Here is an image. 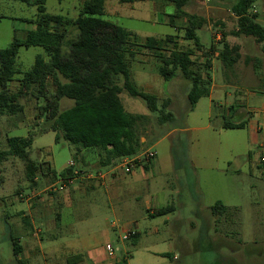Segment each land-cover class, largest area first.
Here are the masks:
<instances>
[{
  "label": "rangeland",
  "instance_id": "1",
  "mask_svg": "<svg viewBox=\"0 0 264 264\" xmlns=\"http://www.w3.org/2000/svg\"><path fill=\"white\" fill-rule=\"evenodd\" d=\"M84 1L45 0V11L76 19ZM154 1L131 6L122 5L118 0H104V19L139 34V45L146 36L175 34L167 25L169 18L165 16L173 14V5L168 8L167 0ZM236 2L212 0L186 8L188 14L203 16L211 23L208 36L202 31L197 32L204 47L213 46L212 53L208 50V59L213 58L211 101L207 97L202 98L192 111H188L190 84L179 73L175 78L164 81L156 70L157 61L148 50L137 49L138 55L130 63L138 89L156 96L158 106L170 99L166 112L173 116L171 121L159 125L158 114L149 113L144 102L125 92L119 95L128 113L148 116V121L139 127L142 145L138 154L149 149L153 151L155 158L152 162L156 167L150 166L145 172L148 180L142 185L144 196L140 199L123 194L115 201L105 199L91 206L87 205V196L77 190L85 181H80L82 184L75 182L61 193L50 194L53 183L39 177L36 188L29 186L24 176V165L18 159L9 158L0 165V264H15L9 235L25 240L28 254H21L22 259L28 257L25 264H66L67 258L74 255L80 257L78 264H92L91 260L95 264L98 259L102 263L103 259H115L116 264H264V165H257L260 153L264 156V121L258 141H252L245 129H220L227 120L256 119V111L264 105L260 98L248 103L241 100L250 91L256 92V96L264 95V53L253 38L229 35L237 28L236 17L231 12ZM212 4L224 8V32L229 44L233 46L240 42L241 59L235 66L238 73L231 81L247 90H237L224 84L223 65L213 56L221 50L223 31L217 25L218 15L207 8ZM251 10L256 14H249L256 15V22L264 28V0H255ZM35 16L36 8L33 6L0 0V50L7 48L14 39L23 40L33 29ZM175 23L179 27L186 25L183 19ZM76 33L72 29L67 40H74ZM177 37L181 49L194 50L192 42L183 39V32ZM167 49H171L170 44ZM62 51L66 53L65 46ZM38 55H44L40 47L20 48L16 55V68L22 72L29 71ZM246 57L254 59L245 63ZM254 60H261V68H254ZM9 89L17 91L18 83H10ZM47 89L49 93L53 92L50 83ZM19 102L23 106L22 113L0 118V151L6 149V138L29 135L33 138L30 157L38 160L39 153L44 152L47 155L45 160L51 162L56 172H61L70 161L73 162L76 148L63 139L55 144V134L48 130L51 121L39 115L42 98L37 100L36 94L27 92L22 94ZM209 102L212 108L211 117L207 120ZM72 105L73 101L68 99L59 102L60 110ZM206 123L210 124L209 130H188ZM223 162L224 175L219 172ZM74 164L83 172L98 168L94 158L85 152L82 160L77 159ZM75 185L78 187L73 190ZM152 195L155 199L158 195L162 207L174 206L175 211L167 215L168 222L165 221L166 216L148 217L145 198L150 199ZM64 197L75 199L74 212L82 216L80 220L74 221L69 217L64 220V208L59 203ZM218 198L222 199L226 211L215 215L211 208ZM31 203L36 205L28 210L26 206ZM20 213L29 218L31 229L24 227L18 216ZM121 230L135 231L139 236L123 241ZM54 239L59 245L48 247ZM107 244L114 249L112 257L105 252ZM65 247L68 250H63Z\"/></svg>",
  "mask_w": 264,
  "mask_h": 264
},
{
  "label": "trees",
  "instance_id": "2",
  "mask_svg": "<svg viewBox=\"0 0 264 264\" xmlns=\"http://www.w3.org/2000/svg\"><path fill=\"white\" fill-rule=\"evenodd\" d=\"M36 8V16L32 21L33 29L26 33L23 40L14 39L5 49L0 50V118L13 117L23 111L19 99L23 93L32 92L36 99H43L39 107V115L49 119V131L55 134V144L63 139L76 148L72 158L76 163L77 154L84 151L97 162L98 169L114 166L121 158L137 155L141 148L139 127L148 121L147 115L128 113L119 98L125 92L132 98L144 102L151 114H158V124L171 121L173 116L166 112L169 100L158 106V98L138 89L132 78L130 63L139 48L150 51L159 64L158 73L164 81L175 78L178 73L190 84L187 93L188 111H192L196 103L210 94L211 77L203 76L195 62L191 60L194 50L202 51L196 32L204 24L202 18L183 12L190 0H170L176 14L169 16V25L173 27L175 17H184L188 26L183 29V39L192 42L194 50H183L175 43L174 35L163 38L146 37L139 45L140 38L136 34L104 19V0H86L76 19L61 15L48 14L45 11V0H14ZM60 1V0H58ZM121 4L144 2L147 0H118ZM255 0H237L231 7L236 17L237 28L229 35L233 37H251L261 46L264 53V28L256 22V15H250ZM74 29L77 33L74 40L67 38ZM227 34L221 33V50L218 59L225 68H232L240 58L238 47H229L224 41ZM171 49L168 51V45ZM66 47V53L62 48ZM40 47L44 55H38L29 71L22 72L15 66L16 55L20 48ZM212 53L213 46L203 52L205 57ZM168 53L166 54L165 52ZM210 60L205 62L206 71ZM250 60H247L248 63ZM260 61L254 60V68L259 69ZM197 67V68H196ZM18 83L15 92L10 91L9 84ZM48 83L53 88L49 93ZM62 99L73 101L69 108L60 110ZM246 122L238 120L224 121V130L246 128ZM46 130V131H48ZM33 138L11 137L5 139L6 149L0 151V165L9 158H15L24 165V176L31 188H36L37 177L49 184L59 180L73 178L72 168L66 167L56 172L40 152V159L30 157ZM152 162L138 164L148 170ZM77 168V166H76ZM135 168V169H136ZM78 169V168H77ZM1 182V178H0ZM18 194V192L16 193ZM53 194V193H50ZM175 210L169 205L153 212L151 217H162ZM213 214L225 212L221 202L211 208ZM25 228L30 229L28 217H22ZM135 239V234L129 239ZM12 253L16 257L22 249L17 239L11 237ZM124 260V258H123ZM78 255L67 258L66 264H78ZM17 264H25L18 260Z\"/></svg>",
  "mask_w": 264,
  "mask_h": 264
},
{
  "label": "crops",
  "instance_id": "3",
  "mask_svg": "<svg viewBox=\"0 0 264 264\" xmlns=\"http://www.w3.org/2000/svg\"><path fill=\"white\" fill-rule=\"evenodd\" d=\"M150 1H153V0H147V1H144V2H149L150 3ZM157 1H160V0H156V1H154V3H157ZM144 2H135V3H130V4H122V5H131L132 6V5L136 4V3H144ZM210 2H212V0H190L189 3L187 4V6L183 9V12H185L186 14H188L187 11H186V8L189 5H193V6L196 5L197 6V5H200L202 3L207 4V3H210ZM166 5L168 6V8H170L171 5H173V3L170 0H167V4ZM173 7H174V5H173ZM207 8L210 9V12H213L216 15H218L217 25H219L222 28V31L224 32V8H222L220 5H217V4L216 5H213L212 4L211 6H209ZM105 14H106V10H105ZM175 14H176V11H175V8H174V12L171 15H175ZM171 15H165V16H167L169 18V16H171ZM189 15H194V14H189ZM197 17L199 19L202 18L204 20L203 21L204 24L202 25V27L198 31H200V32L202 31L205 36L206 35L208 36V33L212 29L211 28L210 21L208 19L204 18L203 16L202 17L201 16L200 17L197 16ZM182 19L185 20L186 25L183 26V27L177 26V24L175 23L176 20H182ZM167 25H169V21H168V24ZM187 26H188V22H187V20L184 17H175L173 19V27H171V28H173V30L175 32V34H172V35H174L176 37L174 39L175 43H177V44L179 43V39L177 37V34H179L180 32H183V29L186 28ZM197 32H196V34H197ZM134 34H136L137 36H140L137 33H134ZM146 37H151V36H146ZM163 37H155V38H163ZM224 41L228 44L229 47H232L229 44V42L227 40V37H225ZM239 43L240 42H236V45H233V46H237L238 49H239L238 50L239 55H240L239 60L237 61V63L232 68H225V67H223L221 73H222V78L224 80V84H226V86H228V87L232 86V87H234L237 90H247L244 87H239V85H237V84L236 85H233L234 83H232V81H231V78H234V77L237 76V73L238 72H237L235 66L239 63V61L241 59L240 50L242 49V47L240 46ZM254 43L258 44L255 40H254ZM202 46H203V44H202ZM204 49H207V48L204 47ZM259 49L261 50L260 44H259ZM218 54L219 53H214V55H213L214 58L217 57L216 59H218V57H219ZM199 55H201V56H199ZM152 58L155 59L153 57V55H152ZM208 58H209V56L208 57H205V55L203 53V50L202 51L194 50L193 55L191 56V60L195 62L196 66L200 69L201 74L203 76L205 75V73L206 74H209V76H210V73L212 72V68H213L212 67L213 66L212 65V60H213L212 57L210 58L211 63H210V61H208L210 67L206 71L203 70V67L205 65V62L207 60H209ZM253 59H251L249 57H246L245 60H244V62L246 63L247 60L253 61ZM259 61H260L259 68H261L262 62H261V60H259ZM157 64H158V62H157ZM131 67L132 66H130V70H131ZM158 69H159V64H158L156 70L158 71ZM142 71H144V68L142 69ZM258 72H259V70L258 71H255L254 72L255 75H257ZM145 76H146V74L144 72V78H145ZM211 79H212V77H211ZM213 89H214V86L211 85L210 86V94L207 97V99H209V101H211L210 98L212 96V90ZM255 98H260V99H262L264 101V95H262L261 97L260 96H256V92H254V91L253 92L250 91L241 100L244 103H248V101H250L252 99H255ZM168 100H169V104H170V99H168ZM197 103H196V105H197ZM210 103L211 102H209V104H208V110L206 112V118H207V120H209L210 117H211V114L210 113H211L212 106H211ZM262 108H263V110H262ZM256 112H257L256 113V119H254L253 117L248 118L249 120L248 119H243V118L242 119H239L241 121H245L246 122L247 125H246L245 130L247 131V133L249 135V138L252 141H258V139H259V135H260L261 130H262V124H263V121H264V105L262 104L261 105V109H259ZM239 117L240 116L238 115V118ZM209 129H210V124L209 123H206V125H204L202 127L189 128L188 130H191L193 132H199V131H205V130H209ZM220 129L221 130H224V129L221 128V126H220ZM170 133H166V134L168 135ZM83 157H84V151H81L80 153L77 154V159L82 160ZM50 164H51V162H50ZM155 165L156 164H153V162H152V165L151 166H153V167H151V168H155L156 167ZM51 167L53 168L52 164H51ZM107 170L108 169H98V170H96L94 172H97V171L105 172ZM140 171L142 172V175L139 174ZM145 172H147V170L146 171L143 170L142 167H139V168L134 169L128 175L127 174H123L122 172H120L118 170H115L113 173L106 174L105 177H104V179L102 180V182H100V181H90V182L85 183L86 182L85 181V182H83V185H82L83 187L81 189H77L78 186L75 185L76 187H74L73 190H76L77 189V190H79L80 194H82L83 196H87V205H91V206L94 205V204H97V203H99V201H102V200H105V199L109 200L110 202L111 201H115L117 199H120V197L123 194H125L127 196H130V197L134 198L135 200H138V199H140V196H144L143 189H142V185H143L144 181H147L148 180L146 178V176H145ZM219 172L224 175V162L222 163V168L220 169ZM78 183L80 184L81 182L79 181ZM174 193H176L175 190H174ZM157 196H156V199H155V196H153V195L150 197V199H146L145 198V210L148 212V217H151V215L153 214V212L155 210L160 209V208H163L162 207V204L163 203H161V199L160 198H157ZM154 200H155V202H154ZM73 201H75V199L72 198V197H69V198H67V197L65 198L64 197L63 199H61L59 201L60 206H63V208H64V211H62L64 213L63 214L64 220H65L66 217H69V218H71L74 221L80 220L82 218V216L80 214H77L78 212L77 213L74 212V206H73L74 204H73ZM153 202H154V205H153ZM216 202L223 203L222 199H219V198L216 199ZM216 202H214V203H216ZM35 205H36L35 203L34 204L31 203L30 206H26V207L29 210V209L34 208ZM223 205H224V203H223ZM76 211H78V209ZM20 214H18V216ZM22 214H23L22 217H27V216H24V213H22ZM165 216H166L165 217V221L168 222V217H167V215H165ZM20 218H21V216H20ZM7 219L8 218L6 217V220ZM64 220H63V222H64ZM30 225H31V223H30ZM131 225L134 228V226H135L134 223H132ZM7 230L9 231V227H7ZM134 233H135V236L137 238L139 236V234L137 232H135V231H134ZM11 237H13V236H10V235L8 236L9 240H11ZM14 238L17 239V242L19 243V245H20V247L22 249L21 254H24V253L28 254V252L25 250V244H26L25 240L22 237H14ZM56 241H57V239H54L53 241H51L50 244L48 245V247H53L54 245H59L58 243H56ZM65 249H67V247L63 248V250H65ZM21 254H19L18 256L15 257V264H17L16 262L18 260H21V261H24L25 263H28V261H27L28 260V257L25 256V258L22 259ZM90 258H94V257L90 256ZM97 261H98V263H95V264H116L115 259H113V260L103 259V262L104 263L99 262V261H101L99 259L96 260L95 262H97ZM91 262H92V264H94V262L92 260H91Z\"/></svg>",
  "mask_w": 264,
  "mask_h": 264
},
{
  "label": "built area",
  "instance_id": "4",
  "mask_svg": "<svg viewBox=\"0 0 264 264\" xmlns=\"http://www.w3.org/2000/svg\"><path fill=\"white\" fill-rule=\"evenodd\" d=\"M249 12L256 14L254 10H250ZM217 39H219L218 36H217ZM259 147L261 149V146ZM260 154L261 155L259 158V162L257 164L264 165V156L262 153ZM154 158H155V153L149 149L143 153H140V154H137L131 157L121 158L114 166L107 168L108 170L105 172H100V171L83 172L76 168L74 162L70 161L66 167L72 168V174L74 177L68 178L66 180L57 181L56 183L51 185L49 191H51V193H61L65 191L66 188H69L70 186L72 187L75 182H79V181H86V182L100 181L102 182L106 174L113 173L115 170H118L122 172L123 174L128 175L136 168L138 164L140 165L142 163L145 164V163L152 162ZM133 235H134L133 231H129V230L122 231L121 230V239L123 241L129 239ZM105 252L108 257H112L114 255V249L112 248V246L108 244L105 246Z\"/></svg>",
  "mask_w": 264,
  "mask_h": 264
}]
</instances>
